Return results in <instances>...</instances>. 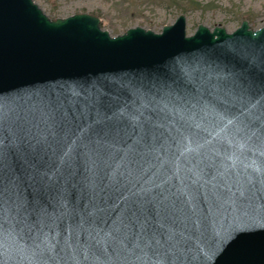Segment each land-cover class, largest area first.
Returning a JSON list of instances; mask_svg holds the SVG:
<instances>
[{
  "label": "water",
  "instance_id": "1",
  "mask_svg": "<svg viewBox=\"0 0 264 264\" xmlns=\"http://www.w3.org/2000/svg\"><path fill=\"white\" fill-rule=\"evenodd\" d=\"M249 50H264V25L253 29L248 20L233 32L200 24L188 35L187 19L181 14L161 32L138 26L113 36L102 28L101 19L90 13L53 19L34 0H0V112L30 117L42 104L60 100L71 115L73 105L79 112L85 97L121 107L125 102L131 105L141 98H154L163 109L154 117L162 125L155 130L161 139L145 157L147 174L139 179L141 184L168 181L165 188L176 193L180 206L191 217L193 206L207 210L203 190L197 191L194 183L203 182L197 175L203 168L201 161L212 159L217 166H230L231 156L241 177L245 166H251L248 173H253L254 167L264 169V137L260 133L235 134L233 126L225 129L216 115L222 104L244 108L243 98L215 85L218 81L223 85L230 73L242 70L244 62L238 54ZM181 68L197 71L190 79L178 70ZM98 107L102 117L112 114ZM95 119L93 108L86 121L81 118V126L94 124ZM189 147L196 151H185ZM54 195L38 193L28 182H23L19 191L28 214L35 215L39 206L58 217L55 226L48 221L45 228L54 251L36 248L24 232L13 230L14 221L9 220L0 238V264H156L160 259L151 249H114L103 223L81 225L72 216H60V209L49 207ZM164 223L161 229L153 221L152 230L160 233L182 227ZM233 225H239L240 230L210 261L205 260L214 236ZM188 234L192 239L170 264H264V200L225 205L199 230L190 228ZM237 237L238 242L233 243Z\"/></svg>",
  "mask_w": 264,
  "mask_h": 264
},
{
  "label": "snow or ice",
  "instance_id": "2",
  "mask_svg": "<svg viewBox=\"0 0 264 264\" xmlns=\"http://www.w3.org/2000/svg\"><path fill=\"white\" fill-rule=\"evenodd\" d=\"M238 56L244 62L242 70L230 73L223 85L218 81L215 87L228 88L246 103L242 109L222 104L216 115L225 129L233 126L235 134L260 133L264 137V50H249ZM178 70L190 79L197 71ZM208 83L211 84L210 79ZM98 106L112 114L102 117ZM93 108L94 124L82 127L81 118L86 121ZM162 111L154 98H141L131 105L125 102L121 107L111 101L85 97L79 112L73 105L71 115L60 100L42 104L30 117L0 112V238L7 231L5 224L12 220L13 230L24 232L36 248L54 251L45 228L49 227L48 221L55 226L58 217L39 206L38 211L34 209L35 215L28 214V206L19 197L23 182L38 193H54L49 207L60 209V216H72L81 225L103 223L106 238L114 249L153 250L160 257L156 264H170L173 257L178 259L192 239L189 229L199 230L214 211L228 204L264 200V169L254 167L253 173H248L251 166H245V175L241 177L231 156L230 166H217L212 159L207 163L201 161L203 168L197 175L203 182L194 183L197 191L203 190L207 210L193 206L191 217L180 206L182 202L176 193L165 188L168 181L141 184L139 177L147 174L143 161L161 139L155 130L162 125L154 117ZM185 151L196 149L189 147ZM153 221L161 229L165 221L182 227H169L158 233L152 230ZM239 230V225H233L214 236L204 259L210 261L215 251ZM238 240L239 237L233 243Z\"/></svg>",
  "mask_w": 264,
  "mask_h": 264
},
{
  "label": "rangeland",
  "instance_id": "3",
  "mask_svg": "<svg viewBox=\"0 0 264 264\" xmlns=\"http://www.w3.org/2000/svg\"><path fill=\"white\" fill-rule=\"evenodd\" d=\"M50 17L90 13L101 19V26L115 36L133 27L161 32L184 14L187 33L200 24L210 29L221 26L228 32L248 20L251 28L264 25V0H34Z\"/></svg>",
  "mask_w": 264,
  "mask_h": 264
}]
</instances>
